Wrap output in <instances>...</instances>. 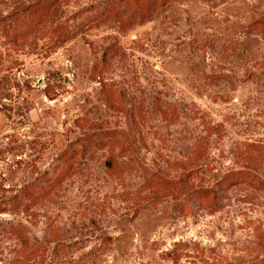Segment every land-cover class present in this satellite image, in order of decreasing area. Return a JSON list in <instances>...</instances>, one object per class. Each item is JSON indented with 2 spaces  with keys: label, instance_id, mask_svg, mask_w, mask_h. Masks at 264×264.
Segmentation results:
<instances>
[{
  "label": "rangeland",
  "instance_id": "1",
  "mask_svg": "<svg viewBox=\"0 0 264 264\" xmlns=\"http://www.w3.org/2000/svg\"><path fill=\"white\" fill-rule=\"evenodd\" d=\"M0 264H264V0H0Z\"/></svg>",
  "mask_w": 264,
  "mask_h": 264
}]
</instances>
